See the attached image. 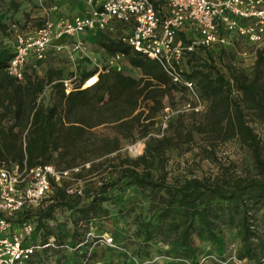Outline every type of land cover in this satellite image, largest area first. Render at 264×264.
Returning a JSON list of instances; mask_svg holds the SVG:
<instances>
[{"label": "trees", "instance_id": "obj_1", "mask_svg": "<svg viewBox=\"0 0 264 264\" xmlns=\"http://www.w3.org/2000/svg\"><path fill=\"white\" fill-rule=\"evenodd\" d=\"M101 46L110 54L122 53L142 76L135 78L111 70L99 73L92 86L81 88L96 72L92 70L82 74L66 92L60 69L48 68L43 76L23 71L21 80L9 75L6 67L13 57V46L0 44V165L51 164L65 170L89 164L92 171L96 159L111 154L119 159L93 191L71 193L68 187L52 182L50 197L12 217L18 227L34 223L30 242L40 246L22 264H35L42 249L52 247L67 257L63 232L54 233L47 221L54 218L57 209L76 214L75 228L80 221L105 216L108 210L102 202L122 185L147 193L154 216L143 225L142 243L148 247L154 246L150 240L166 242L168 249L159 251L171 257L167 264L180 263L174 259H197L202 253L195 238L214 244L217 264L232 251L243 262L264 264V139L247 120L249 115L264 120V50L257 52L249 73L226 65L228 76L216 65L228 44L212 49L198 47L187 55L186 60L195 65H190L185 76L196 80L197 92L208 102L195 132L211 138L206 143L211 151L216 140L238 139L248 150L252 167L238 168L229 162L220 164L208 176L171 180L164 171L162 156L167 149L193 139L194 130L182 121L185 112L177 111L166 118L161 136L146 139L139 156L122 158L118 153L121 138L133 134L132 123L143 115L146 119L154 117L164 96L175 88L180 92L185 89L174 84L155 60L120 39L104 36ZM197 59L200 65H196ZM46 86L50 87L49 100L38 103L37 97ZM233 92L237 93L235 98ZM100 126H111L116 129L115 135L99 132ZM224 230L232 232L234 243L220 238Z\"/></svg>", "mask_w": 264, "mask_h": 264}, {"label": "rangeland", "instance_id": "obj_2", "mask_svg": "<svg viewBox=\"0 0 264 264\" xmlns=\"http://www.w3.org/2000/svg\"><path fill=\"white\" fill-rule=\"evenodd\" d=\"M51 6L56 7L53 12L49 13V17L54 19L56 17H71L86 10V5L81 0L74 2L65 0H0V44H9L14 49L17 35H33L48 17V9ZM104 36L116 38V35L98 32L82 34L78 38L83 43V50L74 51L71 54L50 46L43 60L33 61L29 57L23 71L43 76L48 68L60 69L62 78H64L63 82L65 80L68 87L72 88L79 82L82 74L92 70L104 69L112 55L101 46ZM72 42V38H64L59 43L70 44ZM56 43L58 41H54L52 45ZM259 50H264V42L260 45L251 44L245 38L231 34L227 49L223 57L216 61V65L227 76L226 65L229 64L242 68L249 73ZM186 59L183 64L185 73L190 70V65H195L190 64ZM119 63L122 67L119 72L122 74L135 78L142 76L138 68L128 63L126 56ZM196 63V65H200L202 62L197 59ZM193 81L196 84V80ZM64 86L67 89L65 84ZM81 88L84 87L81 86ZM236 95V92L232 93L234 98ZM49 96L50 87L46 86L44 91L38 95L37 102L46 104ZM187 102L192 103V100L186 91L180 92L178 88L173 89L163 97L162 106L158 108L154 117L146 119L143 115L138 122L132 123L133 134L130 137L121 138L118 154L122 158L131 159L142 154L145 146L144 141L151 137H160L162 124L166 118L173 116L177 111H182L186 113L182 117L183 124L192 127L194 135L191 141L181 143L177 148H170L164 152L162 156L164 171H166L169 179L208 176L215 173L220 164L225 165L229 162L238 168L245 165L252 167V159L248 150L236 138L228 139L225 142L216 140L214 143L212 142L214 145L212 151L209 150L212 147L207 146L206 143H210L211 138L206 134L195 132L194 128L201 121L208 102L204 100L202 110L197 112V115L186 110L185 104ZM247 120L264 139V120L250 115ZM97 130L109 136L116 133V129L111 126H100ZM113 155L96 159L92 171L89 170V164H85L77 172H71L68 177L54 182L68 188H81L83 192L85 190L93 191L96 183L107 177L111 165L119 162V159H113ZM53 191L54 187L52 186L51 192L46 198L50 197ZM102 206L108 210L107 215L90 219L86 223L80 221L77 228L73 226V221L76 218L75 213L65 209H57L54 218L49 219L47 225L53 229L54 233H57L58 230L63 232L67 257L57 254L54 247L42 249L39 257L35 260V264H167L166 261L171 257L159 251V249H168L166 242L161 239L150 240L154 246L148 247L142 243L143 225L149 219L152 220L154 216L149 207L146 192L139 191L130 185H122L121 190H114L111 196L102 202ZM14 227L17 230L20 229L17 224H14ZM73 230H75L74 233ZM10 231L11 229H9ZM104 234L112 236L116 247L106 246L98 240ZM220 238L226 240L228 244L234 243L231 231L224 230ZM195 241L199 246V251L209 255L202 264H217L214 262L217 259L214 244L200 238H195ZM243 264L258 263L246 261Z\"/></svg>", "mask_w": 264, "mask_h": 264}, {"label": "built area", "instance_id": "obj_3", "mask_svg": "<svg viewBox=\"0 0 264 264\" xmlns=\"http://www.w3.org/2000/svg\"><path fill=\"white\" fill-rule=\"evenodd\" d=\"M81 1L87 7L81 14L54 19L49 13L56 7L51 6L48 17L33 35H17L7 73L21 80L29 57L34 61L43 60L50 46L71 54L83 50V43L78 38L82 34H113L132 50L155 60L170 80L189 94L192 103L185 104L186 110L199 112L204 100L194 82L185 76L183 64L187 55L198 47L212 49L227 45L231 34L243 37L251 44L264 42V0ZM64 38H72L73 42L59 43ZM54 41L58 43L52 45ZM123 57L119 52L112 54L104 69L88 76L82 86L95 84L100 71H121L119 62ZM64 84L68 92L71 87L65 80ZM165 126L164 121L162 128ZM78 170V167L57 170L51 164L0 165V264H22L40 247L30 242L34 223H23L17 230L12 217L23 208L37 206L51 192L52 182ZM68 192L81 194V188H68ZM98 240L106 246L116 247L110 235H101ZM208 257L201 254L194 261L174 260L183 264H202ZM218 262L243 264L234 251Z\"/></svg>", "mask_w": 264, "mask_h": 264}, {"label": "crops", "instance_id": "obj_4", "mask_svg": "<svg viewBox=\"0 0 264 264\" xmlns=\"http://www.w3.org/2000/svg\"><path fill=\"white\" fill-rule=\"evenodd\" d=\"M65 1H68V2H74V1H79V0H65ZM86 8H87V7H86ZM86 8H85V9H86ZM81 13H82V12H81ZM81 13H80V14H81ZM77 14H78V13H77ZM74 15H75V14H74ZM71 17H72V16H71ZM67 18H69V17H67Z\"/></svg>", "mask_w": 264, "mask_h": 264}, {"label": "bare ground", "instance_id": "obj_5", "mask_svg": "<svg viewBox=\"0 0 264 264\" xmlns=\"http://www.w3.org/2000/svg\"><path fill=\"white\" fill-rule=\"evenodd\" d=\"M85 86H87V85H85Z\"/></svg>", "mask_w": 264, "mask_h": 264}]
</instances>
